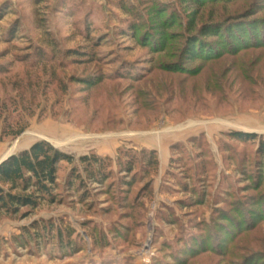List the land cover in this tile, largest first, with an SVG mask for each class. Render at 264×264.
Masks as SVG:
<instances>
[{
    "label": "rangeland",
    "instance_id": "obj_1",
    "mask_svg": "<svg viewBox=\"0 0 264 264\" xmlns=\"http://www.w3.org/2000/svg\"><path fill=\"white\" fill-rule=\"evenodd\" d=\"M122 1L135 6L151 32L154 12L172 10L175 26L152 32L154 38L162 33L158 44L165 47L151 38L143 43L139 31L132 37ZM249 1L206 3L200 12L226 22L250 5L257 12L245 22H264V0ZM193 10L186 0H0V157L47 140L74 157L82 176L84 154L105 156L111 170L101 185L85 180L83 192L77 182L67 191L73 165L61 162L55 203L0 218V264H242L251 254L250 263L264 264V223L240 230L235 241L215 227L217 238L229 242L223 259L205 252L179 262L189 236L206 234L194 224L208 220L215 206L235 222L263 215L258 139L228 134L255 131L264 140V48L231 51V37L222 34L205 38L200 58L180 57ZM175 62L187 73L168 71L166 64ZM90 79L96 83H84ZM152 149L157 168L147 164L148 154L142 157ZM131 156L136 161L126 173ZM123 179L130 182L129 203L148 180L152 187L133 218L122 219L131 230L117 231ZM59 225L63 243L71 230V244L58 243ZM209 244L222 247L216 238Z\"/></svg>",
    "mask_w": 264,
    "mask_h": 264
},
{
    "label": "trees",
    "instance_id": "obj_2",
    "mask_svg": "<svg viewBox=\"0 0 264 264\" xmlns=\"http://www.w3.org/2000/svg\"><path fill=\"white\" fill-rule=\"evenodd\" d=\"M220 0H186V2L190 5L195 7V11H192L191 19L187 24L186 28H184V33L181 36L184 39L183 47L181 48V56L186 54V56L190 59L200 58L198 53V49L206 46L205 38L208 37H221L222 34L226 38L231 37L230 41L227 43H234L231 45L233 48L231 51H235L236 48L240 49H258L264 48V22L262 21H251L245 22V19L254 15L257 11L255 7L252 8L250 5L245 8L242 12H234L233 18H229L230 21L220 22L219 20H213L210 18V15L205 16L200 12V9L205 6L206 3H216ZM221 1H235V0H221ZM249 1V0H247ZM250 2V1H249ZM122 8L127 11L129 14V18L127 20L128 23V31L132 33V37H136V33L139 31L140 36L138 39L143 43H147L148 38L154 39L153 45H162L165 47L166 42H159L160 38H163L162 33H160V38H154L152 32L153 30L163 31L168 28H173L175 26L176 21H178V17H175V14L172 13V10L167 8H159L155 11V19L154 23L151 24L152 32L146 29L149 23L147 20H143L141 15L136 10L135 6L131 3L127 5L126 2H121ZM254 4V3H253ZM165 11H167L165 13ZM165 13V14H164ZM236 13V14H235ZM198 17H200V21H198ZM207 17V18H204ZM221 17V15H220ZM206 19V20H205ZM260 27V25H262ZM259 25L260 28L257 26ZM224 29V33L222 32ZM248 31H251L249 34ZM248 34V37L245 38L244 34ZM260 36H258L259 34ZM158 39V40H157ZM161 40V39H160ZM166 40V39H162ZM225 41H222L224 44ZM154 48V47H153ZM166 68L170 72H182L187 73V70H184L177 62L166 64ZM190 73V72H189ZM191 74V73H190ZM85 84H95V80H85ZM23 127L16 128L14 132L8 133V135L16 136L21 133ZM7 133L2 132V136H5ZM231 138L241 139L245 141H254L258 139V144L256 148V154L261 156L264 159V140L259 138V135L256 132H245V131H231L228 134ZM195 137H191L190 141ZM147 150H142V154L144 157L145 154H148L147 164L149 166H158V159L156 156V152L152 149L148 152H143ZM107 158L104 156H98L94 153L92 154H84L78 157V162L82 165V171L84 176L76 170L75 165L72 163L74 162V157L71 154L63 152L53 145H51L47 140H38L32 143L28 148L19 151L16 154H12L7 159L0 163V218L2 216H15V215H27L31 211L38 208L42 203H55L56 201V194L55 191L58 188V165L61 162H66L67 164H72L70 173L67 176V180L65 182L66 190L72 189L77 182L76 190L84 191L85 187V180L90 183H95L98 185L103 184L109 176H111L110 165L106 162ZM135 157L131 156L130 160H127V165L124 166V170L126 173H130L132 171L133 163H135ZM146 165V164H145ZM143 173L148 174L147 166L143 167ZM137 173H134L133 179L136 177ZM258 181L257 178L255 177ZM124 181V182H123ZM125 185V188L121 189V201L119 202V215L117 222H115V227H117L120 231L124 229L125 231L131 230L128 224L122 222V219H129L133 218V214L131 211L135 210L139 206L138 199L140 197H144L145 194L149 191L152 187L151 182L152 180H148L138 191L137 195L133 199V202H127V193L129 191V183L125 179L122 180ZM257 187L260 186L258 182H256ZM86 193V192H84ZM81 195V199L87 198V193ZM262 205H263V215L256 216L255 219L250 220L251 218L246 219V216H242V220H237L235 222L233 219L234 217L231 216V213L228 212L226 209L215 206L212 210L208 220H204L202 223L197 222L194 224L193 228L197 229L198 226L200 229L198 230L199 233H206L204 236H199V234H191L186 242V249L187 253L185 257H182L179 262H185L188 259H194L198 254L211 252L219 256L220 259L224 258L225 251L224 247L227 243L226 236L217 238L218 236L214 232V228H218L219 230H224V232H229V237L231 238L230 241L236 240L237 236L239 235L240 230H253L259 225V223H264V196L262 198ZM180 204L185 206V201H181ZM23 209V212H21ZM233 211L240 214L239 209L234 207ZM259 212H256L258 214ZM215 215V216H214ZM143 222L141 220L138 222L137 225H140ZM235 222V223H233ZM88 223V222H87ZM86 224V222H82V225ZM233 225L236 229L234 234H231V230L229 227ZM242 225L243 228H240ZM51 228V227H50ZM48 231H50L48 229ZM63 228L59 225L56 233L58 243L60 245H67L71 244V230L66 234V240L63 243ZM52 233V229L50 231ZM236 234V236H235ZM200 237V238H199ZM221 243L222 247L214 248L216 245L209 244V239H214ZM234 240V241H235ZM238 241V239H237ZM215 249V251H214ZM217 251V252H216ZM254 255L246 256L242 264H249L250 261L254 258ZM252 262V261H251ZM178 263V262H177ZM175 263V264H177ZM188 263V262H187ZM186 263V264H187ZM261 263V262H260ZM202 264H224L221 261L218 263H202ZM253 264V263H250Z\"/></svg>",
    "mask_w": 264,
    "mask_h": 264
},
{
    "label": "crops",
    "instance_id": "obj_3",
    "mask_svg": "<svg viewBox=\"0 0 264 264\" xmlns=\"http://www.w3.org/2000/svg\"><path fill=\"white\" fill-rule=\"evenodd\" d=\"M164 151V150H163ZM3 156L0 157V159L2 158ZM167 159H168V154H166L165 152L161 154V159L159 160V163H160V166H161V169H164V166L166 165V162H167Z\"/></svg>",
    "mask_w": 264,
    "mask_h": 264
},
{
    "label": "water",
    "instance_id": "obj_4",
    "mask_svg": "<svg viewBox=\"0 0 264 264\" xmlns=\"http://www.w3.org/2000/svg\"><path fill=\"white\" fill-rule=\"evenodd\" d=\"M245 132H248V131H245ZM252 132H255V131H252ZM12 154H14L13 152H9L7 153L6 155H4L1 159H0V163L2 161H4L5 159H7L9 156H11Z\"/></svg>",
    "mask_w": 264,
    "mask_h": 264
},
{
    "label": "bare ground",
    "instance_id": "obj_5",
    "mask_svg": "<svg viewBox=\"0 0 264 264\" xmlns=\"http://www.w3.org/2000/svg\"><path fill=\"white\" fill-rule=\"evenodd\" d=\"M225 124H227V125H228L229 123L225 122Z\"/></svg>",
    "mask_w": 264,
    "mask_h": 264
},
{
    "label": "built area",
    "instance_id": "obj_6",
    "mask_svg": "<svg viewBox=\"0 0 264 264\" xmlns=\"http://www.w3.org/2000/svg\"><path fill=\"white\" fill-rule=\"evenodd\" d=\"M146 260H148V259H146Z\"/></svg>",
    "mask_w": 264,
    "mask_h": 264
}]
</instances>
